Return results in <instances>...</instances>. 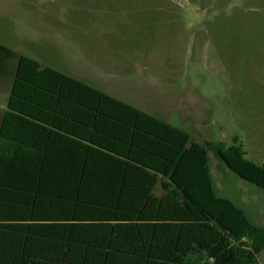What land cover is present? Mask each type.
I'll list each match as a JSON object with an SVG mask.
<instances>
[{
    "label": "trees",
    "instance_id": "obj_1",
    "mask_svg": "<svg viewBox=\"0 0 264 264\" xmlns=\"http://www.w3.org/2000/svg\"><path fill=\"white\" fill-rule=\"evenodd\" d=\"M0 264H256L264 226L217 193L210 152L264 189L238 137L183 128L0 43Z\"/></svg>",
    "mask_w": 264,
    "mask_h": 264
},
{
    "label": "rangeland",
    "instance_id": "obj_2",
    "mask_svg": "<svg viewBox=\"0 0 264 264\" xmlns=\"http://www.w3.org/2000/svg\"><path fill=\"white\" fill-rule=\"evenodd\" d=\"M0 43L264 161V0H0ZM209 156L217 193L264 226V189Z\"/></svg>",
    "mask_w": 264,
    "mask_h": 264
},
{
    "label": "crops",
    "instance_id": "obj_3",
    "mask_svg": "<svg viewBox=\"0 0 264 264\" xmlns=\"http://www.w3.org/2000/svg\"><path fill=\"white\" fill-rule=\"evenodd\" d=\"M14 51H16V50H14ZM16 53L19 54V55L20 54H24V53H21V52H18V51H16ZM89 83H91V82H89ZM11 84H12V78L0 75V126H1V122H2L3 116H4L5 112H6V102H7L8 96H9ZM91 84H94V85H97V86H101L99 81L98 82L97 81H93Z\"/></svg>",
    "mask_w": 264,
    "mask_h": 264
}]
</instances>
